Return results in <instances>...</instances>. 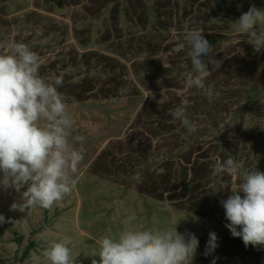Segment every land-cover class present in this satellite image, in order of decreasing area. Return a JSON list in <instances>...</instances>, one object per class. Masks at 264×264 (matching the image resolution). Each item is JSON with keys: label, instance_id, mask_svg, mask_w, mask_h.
<instances>
[{"label": "trees", "instance_id": "trees-1", "mask_svg": "<svg viewBox=\"0 0 264 264\" xmlns=\"http://www.w3.org/2000/svg\"><path fill=\"white\" fill-rule=\"evenodd\" d=\"M180 1H76L73 5L83 8V15L72 17L73 37L79 48L73 47L67 60L41 65L40 74L48 82L63 77L58 90L67 103L117 98L125 89L134 98L143 96L144 91L150 93L125 138L109 143L100 152L92 173L115 182L139 176L136 188L140 194L201 217L206 216L216 195V209L224 219L216 232L218 247L205 256L207 242L200 243L193 264H211L214 258L216 264H260L262 249L245 247L242 239L233 237L225 227L229 222L220 201L231 194L233 176L211 175L217 160L232 157L238 162L245 156L244 138H235L230 130L225 135L216 133L215 125L236 105L251 104L261 95L264 72V50L254 52L245 36L240 44L228 46V32L218 29L225 22L233 23L260 0H187L182 8ZM57 4L58 10L65 9L60 1ZM54 27L56 33L62 29L57 24ZM193 28L203 30L215 58L222 61L207 80L221 93L211 102L195 88L187 98L179 94V78L193 70L186 42L176 50L174 45L156 44L152 37L175 32L184 38ZM137 37L146 46L135 53L132 42ZM92 45L105 46L109 54L90 49ZM143 54L150 59L142 61ZM161 54L169 55L163 59ZM76 70L84 73L78 76ZM177 107L186 108L198 124L197 131L188 133L179 120L172 119L170 112ZM216 136L215 150L204 147L203 140ZM221 184L228 188L221 189ZM217 190L222 191L211 194Z\"/></svg>", "mask_w": 264, "mask_h": 264}, {"label": "rangeland", "instance_id": "rangeland-1", "mask_svg": "<svg viewBox=\"0 0 264 264\" xmlns=\"http://www.w3.org/2000/svg\"><path fill=\"white\" fill-rule=\"evenodd\" d=\"M58 1L64 10L57 9ZM76 1L0 0V54L8 53L13 42H23L38 54L41 65L67 60L72 48H79L73 37L72 17L83 15V8L73 5ZM186 2L180 1L181 8ZM254 5L264 9V0ZM55 24L62 26L57 33L54 32ZM219 27L218 30L228 32L230 36L231 41L226 45H238L243 41L244 36L235 31L233 23L225 22ZM152 37L156 44L159 41L164 47L174 45L176 50L182 49L186 42L175 32ZM145 46L139 37L132 42L135 53ZM90 49L109 54L105 46L92 45ZM167 55L161 54L160 57L167 59ZM148 59V54L141 56L142 61ZM188 72L179 78V87L182 88L179 94L186 98L191 93V87L185 82ZM82 73L84 70H76L74 74L80 76ZM261 76V95L251 104L236 105L215 125L216 133L225 135L230 130L235 133V138H244L245 156L238 160L243 164L241 172H264V72ZM135 84L139 86L137 81ZM149 95L144 91L143 96L134 98L125 89L117 98L67 103L74 120L73 136L85 137L84 159L77 172L72 174L76 186L51 210L36 206L24 213L10 211L11 203L19 198L17 193L0 190V214L8 221L0 224V264H50L43 252L51 243L60 241L68 242L76 264H92L99 240L104 236L117 235L126 226L135 228L143 225L147 229L163 230L179 222L177 231L194 233L200 243L208 241L209 232H217L224 219L216 209V195L206 210V216L201 217L174 207L168 201L160 202L140 194L136 188L139 176L126 182H115L92 173V164L97 156L109 143L125 138ZM203 143L204 147L212 146L215 150L218 138L211 137ZM75 146L79 147V144ZM238 183V178L233 176L232 188L238 187ZM131 217L136 219L130 220ZM260 264H264V249Z\"/></svg>", "mask_w": 264, "mask_h": 264}, {"label": "clouds", "instance_id": "clouds-1", "mask_svg": "<svg viewBox=\"0 0 264 264\" xmlns=\"http://www.w3.org/2000/svg\"><path fill=\"white\" fill-rule=\"evenodd\" d=\"M233 27L246 37L254 52L264 50V9L252 4L233 21ZM203 33L196 28L185 33L193 69L185 82L211 102L221 93L207 80L222 61L215 58L212 44ZM40 67L38 54L23 42H13L8 53L0 54V190L18 194L10 211L21 213L36 206L51 210L70 195L76 186L72 174L84 159L85 137L73 136L74 120L58 90L63 77L48 82L41 76ZM170 115L188 133L197 131L198 124L186 108L177 107ZM242 168L243 164L232 157L217 160L212 166V177L227 174L239 181L228 198L220 201L229 222L225 227L233 237L241 238L245 247L264 249V172H241ZM220 188L228 187L221 184ZM6 222L0 214V224ZM178 223L163 230L126 226L115 236H104L93 253L92 264H193L199 239L194 233L177 231ZM217 239L215 232H209L205 256L215 252ZM43 255L50 264H76L67 241L51 243ZM211 264H216V258Z\"/></svg>", "mask_w": 264, "mask_h": 264}]
</instances>
